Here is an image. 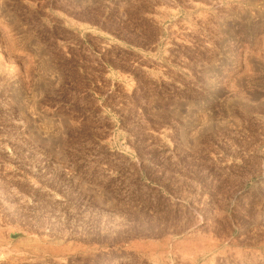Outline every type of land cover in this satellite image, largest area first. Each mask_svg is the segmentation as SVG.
<instances>
[{
    "label": "rangeland",
    "instance_id": "obj_1",
    "mask_svg": "<svg viewBox=\"0 0 264 264\" xmlns=\"http://www.w3.org/2000/svg\"><path fill=\"white\" fill-rule=\"evenodd\" d=\"M0 264H264V0H0Z\"/></svg>",
    "mask_w": 264,
    "mask_h": 264
}]
</instances>
